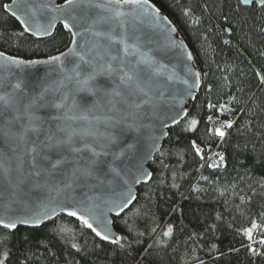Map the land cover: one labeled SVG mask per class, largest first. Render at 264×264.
Listing matches in <instances>:
<instances>
[{
	"label": "trees",
	"instance_id": "trees-1",
	"mask_svg": "<svg viewBox=\"0 0 264 264\" xmlns=\"http://www.w3.org/2000/svg\"><path fill=\"white\" fill-rule=\"evenodd\" d=\"M149 1L186 42L201 86L187 117L168 129L149 163L152 178L113 218L124 239L102 241L79 220L60 214L39 227H0L4 264H264L258 243L264 238V85L257 76L264 75V11L239 0ZM9 2L0 0V6ZM21 31L0 7V51L30 60L70 46L62 24L44 39ZM209 102L224 105V115L209 110ZM193 117L200 121L195 128ZM216 118L233 121L231 128L220 125L222 138L214 134ZM193 140L204 149L203 158ZM252 220L259 225L255 243L243 233ZM168 225L173 231L165 237ZM250 243L257 254L248 251Z\"/></svg>",
	"mask_w": 264,
	"mask_h": 264
},
{
	"label": "snow or ice",
	"instance_id": "snow-or-ice-1",
	"mask_svg": "<svg viewBox=\"0 0 264 264\" xmlns=\"http://www.w3.org/2000/svg\"><path fill=\"white\" fill-rule=\"evenodd\" d=\"M148 3L149 0H107L106 3L89 5L100 11L97 14L98 18L92 19L87 30L92 31L96 37H103L107 42V51L104 55H93L88 59H85L83 51H77L78 47H81L77 39V29L83 26L84 18L74 14L76 9L84 5V0H64L63 5H54L52 10L57 15L48 20L46 26H37L35 32H33L34 23L30 22L31 17L25 14L18 15L21 9H28L27 0H12L11 4L0 6L8 10L11 16L19 22L22 28L21 35L30 32L34 35H51L50 30L54 27V23L59 21L67 30L70 36L69 42L72 45L67 53L49 57L47 61L22 60L0 52V58H3L5 63L17 66L60 62L57 71L61 73L62 79L53 81L50 85L47 83L41 85L35 91L28 89L20 82L12 84L10 81L0 80V134L6 141L16 144L17 148L22 145L26 155L30 156V170L26 174L29 180L39 184L41 182L51 183L55 179L66 189H72L77 182L88 181L96 174L97 167L101 163L99 158L108 155L109 145L117 139L110 132H100L97 125L126 123L142 106L150 103V93L156 86L155 73L150 61L144 59L145 54L141 51L139 36L135 30L129 32L126 18L134 13L123 10L125 6L135 5L138 6L135 14H139ZM243 3H253L264 11V0H243ZM156 12L158 13L159 9H156ZM164 19L167 20V17ZM225 19L228 18L225 17ZM93 28L102 30L93 31ZM117 29L122 31L118 32ZM172 31L174 32L175 29L173 28ZM113 44L122 46V52L119 49H113ZM89 51L93 50L89 49ZM67 56L77 57L79 63L68 67L61 60L62 57ZM187 56L189 60L192 59L191 53ZM192 75L195 79L193 86H198L200 74L193 72ZM97 76L108 77L110 83H98ZM257 76L264 85V75L257 73ZM81 93L84 95H80ZM207 107L209 110H215L219 115L225 113L224 105L217 106L209 102ZM41 109L60 112L62 115L45 120L37 114ZM99 112H103V115H97ZM187 115L188 113L181 109L169 119L171 124L175 125ZM206 119L210 123L213 121L211 115ZM199 123L200 121L195 117L190 121L193 128ZM74 124H76L75 127ZM46 125L49 126L46 127ZM232 125L231 120L224 123V126L228 128ZM162 126L167 128L169 124L163 123ZM128 127L132 125L128 124ZM163 134L167 135V133ZM214 134L223 137L225 132L221 128H216ZM191 146L197 155H201L204 151L195 140L191 142ZM128 147L131 148V145ZM201 158H203L202 155ZM220 159L223 160V157L221 156ZM209 166L216 167L217 165ZM4 171L7 175V167ZM139 174L144 177L145 181L152 178V173H146L142 169L139 170ZM140 182L141 180L137 178L136 183ZM135 199L136 197L129 191L118 204L114 203L113 207L117 209L116 216L129 208ZM111 210L110 208L109 211ZM58 212L77 218L102 241L120 244V241L124 239V237L114 238L104 230L110 223L106 217L103 220L96 217L97 224L100 226H94L89 219V216L93 215L92 210L83 201L74 199L67 204L58 203L55 207L47 208L41 216L35 217L34 220L23 219L19 222L40 224L45 219H51ZM0 227L15 229L17 223L0 219ZM258 227L256 220H252L251 226L243 229L244 235L252 243H255L253 233ZM172 231V226L168 225L162 235L168 237ZM252 243L248 245V251L255 255L257 249L252 246ZM258 243L264 245V238H261ZM72 247L77 246L73 244ZM0 264H4L3 260H0Z\"/></svg>",
	"mask_w": 264,
	"mask_h": 264
},
{
	"label": "water",
	"instance_id": "water-1",
	"mask_svg": "<svg viewBox=\"0 0 264 264\" xmlns=\"http://www.w3.org/2000/svg\"><path fill=\"white\" fill-rule=\"evenodd\" d=\"M106 2L107 0H84V5L75 10L74 14L84 18L83 26L77 29V39L81 45L77 51H83L85 59L93 55H104L107 51V42L103 37H96L92 31L87 30L92 19L98 18L97 14L100 11L94 7H89V5ZM11 3L12 0L7 4ZM27 3L29 4L28 9H21L18 15L25 14L31 17L30 22L34 23L33 32H35L37 26H46L48 20L57 15L52 10L53 6L63 5L64 2L27 0ZM239 3L245 7L252 4H244L243 0H239ZM153 5L149 1L139 14H135L138 6H125L123 8L125 12L134 13L126 18L129 32L135 30L139 36L141 51L145 54L144 59L150 61L151 68L155 73L156 86L150 93V103L142 106L126 123L97 125L100 132H110L117 139L109 145L108 155L99 158L101 163L97 167L95 176L86 182H77L72 189L64 188L55 179L51 183L41 182L39 184L29 180L26 174L30 170V156L26 155L22 145L17 148L16 144L6 141L4 136L0 134V219L14 221L17 223V227H39L42 223L60 214L67 215L58 212L51 219H45L40 224H25L19 221L23 219L34 220L35 217L41 216L47 208L55 207L58 203L67 204L74 199L75 201H83L92 210L93 215H90L89 219L94 226H100L97 224L96 217H99L100 220L106 217L110 223L104 230L114 238L119 237L113 228V218L117 217L115 214L117 209L113 207V204H118L129 191L136 197L138 186L149 181H145L144 177L140 176L139 170L142 169L146 173H151L149 163L160 151L163 141L168 135V129L174 126L169 117L181 109L188 113L201 86L200 76L198 86H193L195 79L192 73L199 72L192 54V59H188L187 54L191 52L186 42L169 18L157 6L154 5L153 8ZM156 9H159L158 13ZM4 10L11 16L8 10ZM164 17H167V20ZM58 24L61 23L59 21L54 23V27L50 30L51 34ZM113 27L115 28V25ZM173 28L175 29L174 32L172 31ZM95 30L102 29L93 28V31ZM117 31L122 30L117 29ZM28 34L37 39L51 36L34 35L31 32ZM71 47L70 44L61 53H67ZM112 48L122 52V46L113 44ZM89 49L93 51H89ZM61 53L53 56H59ZM49 57L30 60L47 61ZM17 58L27 60L21 57ZM61 60L68 67H72L74 63H79L75 56L62 57ZM59 66L60 62L17 66L5 63L3 58H0V80L10 81L12 84L20 82L22 85H26L28 89L35 91L41 85L46 83L50 85L53 81L62 79L61 73L57 71ZM96 80L101 84L110 83L109 78L105 76H97ZM80 95L84 94L81 93ZM37 114L44 117L45 120H51L53 117L62 115L60 112L49 109H41ZM97 115L102 116L103 112H99ZM163 123H168L169 127L163 128ZM128 124H131L132 127H128ZM48 126L46 125V127ZM73 126L75 127L76 124ZM163 133H167V135ZM129 145L131 148L128 147ZM17 157L19 158L17 159ZM5 167L8 169L7 175H5ZM137 178L141 180L140 183H136ZM110 208L111 211H109ZM101 213L103 215H100ZM70 218L77 219L75 217Z\"/></svg>",
	"mask_w": 264,
	"mask_h": 264
},
{
	"label": "rangeland",
	"instance_id": "rangeland-1",
	"mask_svg": "<svg viewBox=\"0 0 264 264\" xmlns=\"http://www.w3.org/2000/svg\"><path fill=\"white\" fill-rule=\"evenodd\" d=\"M215 120H217V125H216V127H215V129L216 128H221L220 127V125H222V124H224L225 122H224V120L223 119H221V118H216ZM214 129V130H215ZM222 129V128H221ZM223 130V129H222ZM222 138V137H221ZM256 232H257V229L256 230H254V233H253V241H256V236H257V234H256Z\"/></svg>",
	"mask_w": 264,
	"mask_h": 264
}]
</instances>
